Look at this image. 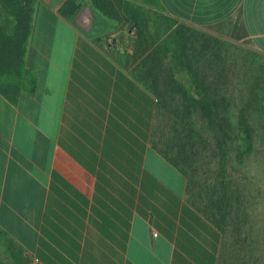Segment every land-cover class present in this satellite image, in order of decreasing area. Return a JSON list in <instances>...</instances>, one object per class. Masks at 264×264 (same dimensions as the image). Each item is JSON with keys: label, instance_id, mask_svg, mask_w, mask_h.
Listing matches in <instances>:
<instances>
[{"label": "crops", "instance_id": "obj_1", "mask_svg": "<svg viewBox=\"0 0 264 264\" xmlns=\"http://www.w3.org/2000/svg\"><path fill=\"white\" fill-rule=\"evenodd\" d=\"M125 1L149 33L159 10L264 53V0H0V244L19 264H264V228L189 193L155 72L121 62Z\"/></svg>", "mask_w": 264, "mask_h": 264}, {"label": "rangeland", "instance_id": "obj_2", "mask_svg": "<svg viewBox=\"0 0 264 264\" xmlns=\"http://www.w3.org/2000/svg\"><path fill=\"white\" fill-rule=\"evenodd\" d=\"M190 28L196 67L204 83L225 99V109L234 129L226 174L220 167L217 132L199 110L187 113L180 94L172 93L170 58L155 53L156 44L151 38L146 40L145 34L136 41L123 39L121 48L129 52L121 62L128 67H148L155 72L149 77L150 83L155 82L160 99L156 128L158 132H170L178 137L173 147L178 149L177 142H181L178 151H182V162L189 174V193L195 201L204 205L215 202L225 206L231 216L251 222L252 228L255 225L264 228V53L208 31ZM109 31L120 33L117 28H109ZM121 33L125 36V29L122 28ZM110 42L116 45L111 36L106 45ZM176 77L186 80L184 75ZM242 110L253 130L252 149L246 154L241 153L243 146L239 137L238 119ZM3 248L0 244L1 251L5 250ZM0 257L4 255L0 253Z\"/></svg>", "mask_w": 264, "mask_h": 264}, {"label": "trees", "instance_id": "obj_3", "mask_svg": "<svg viewBox=\"0 0 264 264\" xmlns=\"http://www.w3.org/2000/svg\"><path fill=\"white\" fill-rule=\"evenodd\" d=\"M14 3H19L20 0H12ZM122 1V0H120ZM147 2V0H145ZM94 3L103 12L109 13L106 10L112 7L114 0H94ZM125 7L128 10H137L134 19L141 21L138 28V37L142 38L146 33H149L147 26L142 25V20H147L149 15L146 10L143 11L142 6H135L131 1H125ZM150 3L157 9H163L159 0H150ZM101 10V11H102ZM30 12V11H29ZM112 15V14H111ZM154 19L156 24L155 30L149 33L152 42L156 44L155 53H161L165 57H169V72L173 84L172 93L180 94L185 105L187 113L193 110H199L202 116L207 120L208 125L218 134V147L220 152V167L224 174L227 172L229 144L234 139V129L232 127L229 116L225 109V99L221 95L212 90L204 83L205 80L196 67L194 54H192L193 46L191 41V28L182 24L170 16L164 15L162 12L155 11ZM250 45V44H248ZM184 75L185 81H182L177 75ZM145 75H140L144 78ZM147 76V75H146ZM156 87V85H155ZM239 137L243 146L242 154L249 153L253 145V130L249 123L248 117L244 110L239 114ZM213 208H217L215 202H211ZM225 206H219V223L222 225L224 220L222 215L225 212ZM5 236L0 232V239L4 240ZM5 250L1 251V255H10L15 259V263L19 264V250H14L12 242L10 244L3 242L1 246ZM3 248V249H4ZM0 264H4L3 259H0Z\"/></svg>", "mask_w": 264, "mask_h": 264}]
</instances>
